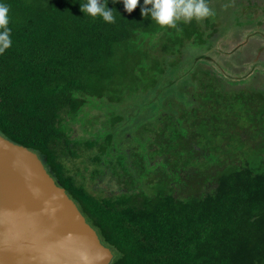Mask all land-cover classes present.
<instances>
[{"label":"trees","instance_id":"obj_1","mask_svg":"<svg viewBox=\"0 0 264 264\" xmlns=\"http://www.w3.org/2000/svg\"><path fill=\"white\" fill-rule=\"evenodd\" d=\"M5 2L12 45L0 53V135L38 155L111 264H264V88L233 87L199 65L163 89L216 24L161 27L141 16L143 0L131 13L108 0L115 23L84 15L85 0ZM152 94L133 134L114 138L125 117L112 109L102 133L70 138L90 101ZM89 166L90 184L116 188L90 189Z\"/></svg>","mask_w":264,"mask_h":264},{"label":"water","instance_id":"obj_2","mask_svg":"<svg viewBox=\"0 0 264 264\" xmlns=\"http://www.w3.org/2000/svg\"><path fill=\"white\" fill-rule=\"evenodd\" d=\"M113 258L38 155L0 135V264H111Z\"/></svg>","mask_w":264,"mask_h":264},{"label":"rangeland","instance_id":"obj_3","mask_svg":"<svg viewBox=\"0 0 264 264\" xmlns=\"http://www.w3.org/2000/svg\"><path fill=\"white\" fill-rule=\"evenodd\" d=\"M208 5L213 14L200 20V23L203 26L207 21L210 25L215 23L217 32L204 47L190 45L185 49L174 78H170L173 85L164 84V93L178 88L199 65L223 78L225 82H231L233 87L264 88V0H211ZM154 95L129 100L119 106H109L103 101H90L77 118L69 123L70 138L89 140L94 133H102L101 126L107 120L105 115L112 109L125 117L113 132L114 138L122 130L124 135L133 134V118L150 111L149 108L156 102ZM116 139L119 141L121 137ZM113 143H116L115 140ZM75 164L79 166V161H75ZM91 170L92 167L89 166L83 172L90 189L109 194L116 188L112 182L109 185L90 184Z\"/></svg>","mask_w":264,"mask_h":264},{"label":"clouds","instance_id":"obj_4","mask_svg":"<svg viewBox=\"0 0 264 264\" xmlns=\"http://www.w3.org/2000/svg\"><path fill=\"white\" fill-rule=\"evenodd\" d=\"M117 2L123 4L125 12L131 13L137 7L139 0H112V3ZM107 4L108 0H85L80 3V11L88 17H99L103 22L115 23L116 12L114 9H109ZM9 13V5L5 0H0V53L12 45ZM140 14L161 27H175L180 21L185 23L200 21L212 15L213 11L207 0H143Z\"/></svg>","mask_w":264,"mask_h":264}]
</instances>
